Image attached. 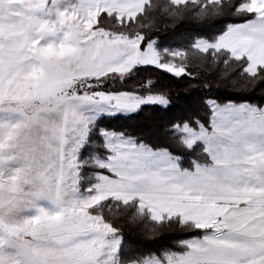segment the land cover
Listing matches in <instances>:
<instances>
[{"label": "snow or ice", "instance_id": "snow-or-ice-1", "mask_svg": "<svg viewBox=\"0 0 264 264\" xmlns=\"http://www.w3.org/2000/svg\"><path fill=\"white\" fill-rule=\"evenodd\" d=\"M0 264H264V0H0Z\"/></svg>", "mask_w": 264, "mask_h": 264}, {"label": "trees", "instance_id": "trees-1", "mask_svg": "<svg viewBox=\"0 0 264 264\" xmlns=\"http://www.w3.org/2000/svg\"><path fill=\"white\" fill-rule=\"evenodd\" d=\"M194 29L190 24H179L175 27L169 26L168 28H161L157 38L163 46L177 47L184 42V37L193 33ZM147 78L152 80H159L161 86H165L170 92L173 103L176 105L172 109V112L178 111L185 103L187 96L192 93V89L188 88V80L174 79L170 74H166L162 70L149 67L145 71L138 73V79L130 80L127 83V87L139 86L140 81H144ZM191 83H198V81H191ZM215 86L218 87L219 93L224 94L225 88L219 81H215ZM170 115L166 113L162 108L158 106L147 107L139 115L134 116L132 119H113L106 121L112 127L116 129H128L129 131L144 127L150 124L153 120L160 119ZM131 238L139 243V246L147 252L148 250H155L161 243H167L170 239V235L157 238L154 241L151 236L142 234L138 231H133Z\"/></svg>", "mask_w": 264, "mask_h": 264}, {"label": "rangeland", "instance_id": "rangeland-1", "mask_svg": "<svg viewBox=\"0 0 264 264\" xmlns=\"http://www.w3.org/2000/svg\"><path fill=\"white\" fill-rule=\"evenodd\" d=\"M168 47V46H167Z\"/></svg>", "mask_w": 264, "mask_h": 264}]
</instances>
